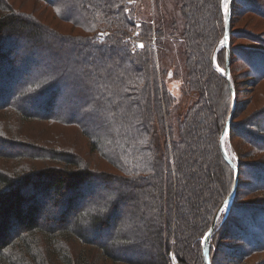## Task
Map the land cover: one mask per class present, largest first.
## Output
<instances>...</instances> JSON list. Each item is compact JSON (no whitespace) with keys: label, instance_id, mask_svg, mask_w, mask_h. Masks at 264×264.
<instances>
[{"label":"trees","instance_id":"trees-1","mask_svg":"<svg viewBox=\"0 0 264 264\" xmlns=\"http://www.w3.org/2000/svg\"><path fill=\"white\" fill-rule=\"evenodd\" d=\"M39 1L77 32L0 0V111L74 127L96 157L92 163L74 145L24 141L0 123V149L14 150L0 152V264H94L99 253L111 264H204L202 239L234 179L219 148L232 108L225 48L217 47L221 0H175L183 68L173 67L183 93L193 94L183 114L163 81L173 52L165 28L178 30L172 17L145 16L138 0ZM248 10L264 18V0H231L235 108L227 144L238 180L210 238L209 264L222 253L225 264H246L247 255L264 251V112L233 122L238 75L264 78V33L233 30ZM52 196L58 227L38 221Z\"/></svg>","mask_w":264,"mask_h":264},{"label":"rangeland","instance_id":"rangeland-1","mask_svg":"<svg viewBox=\"0 0 264 264\" xmlns=\"http://www.w3.org/2000/svg\"><path fill=\"white\" fill-rule=\"evenodd\" d=\"M15 6H19L22 8V10L25 11H33L40 20H44L46 24L51 25L52 27H55L59 31L62 32H74L76 33L77 30L73 29L69 24L62 22L61 20L57 19L51 10L40 3L39 0H11ZM256 1V0H255ZM37 5V8L34 9V7ZM176 2L175 0H138L136 2V8L138 11L143 13L145 16L153 14L155 17L160 18L159 13L162 14V16L166 17L165 22H168L171 20V17L176 21L178 30L173 33L172 29L165 28L166 38H165V44L168 45L167 48H171V51H173L171 54L167 55L166 60L170 65L168 66L167 72L164 76V85L168 92L175 98L176 100V113L183 114L185 111L189 108L190 104L193 101V94L185 95L183 93L182 89V76L177 74L175 75V66L173 67V64H177V66L182 69V56H181V50H182V41L179 37V12L176 8ZM223 8V6H222ZM224 10V8H223ZM150 13H147V12ZM147 14V15H146ZM233 30L241 31L242 29H247L249 31L253 30L254 33L262 34L264 33V18H261L260 16H257L252 11L248 10L246 14L238 15L236 19L233 21ZM169 26V25H168ZM222 39V38H221ZM221 42V40H220ZM218 43V45L220 44ZM236 43H240L242 41H236ZM16 45V49L21 50L22 45L19 44V42ZM220 48V47H218ZM39 54V53H38ZM19 62V61H18ZM165 62V61H164ZM16 63V62H15ZM29 68L32 67L31 64H28ZM236 66V65H235ZM239 68H236L235 74L240 73ZM31 73V69H27L24 74ZM243 74H247L246 71ZM241 74L237 77V86H238V101H239V107L237 110L238 116H233V122L238 123L241 121H245L249 118L257 117L258 115H261L262 112H264V78L260 79L258 81H245L246 75ZM5 103V102H4ZM242 103V104H240ZM27 109V108H26ZM256 119V118H255ZM0 123L4 125L7 132H13L15 134H12L14 136L19 135L24 139V141H28L30 143H37L39 146H70L74 145L76 149L86 158L90 159L92 163L95 162L96 155L89 153V148L87 146V140L85 137L81 136L77 130L74 127H66L58 124H49L46 121L42 120H28L22 119V116H16V114H13L9 111H0ZM0 124V127H3ZM3 127V128H4ZM4 128V129H5ZM19 136H17L19 139ZM228 138L226 139V147L227 151L232 155L233 159L234 155L231 152L228 144H227ZM6 148L0 149V152L6 153L9 151V154H11L13 149L9 146H5ZM224 150L226 152V149L224 147ZM242 152L245 150H248V147H243L241 149ZM1 158V157H0ZM244 161L247 159H243ZM4 164H6L4 162ZM7 167H4V169L10 170L12 167V163L10 161H7ZM10 165V166H9ZM35 165L40 166L42 165L41 162L35 163ZM3 166V161L0 160V167ZM98 166H103L102 163H99ZM11 167V168H10ZM12 171V170H10ZM91 189V188H90ZM258 192H256L253 195L245 196L244 199L248 200V198H254L255 195L257 196ZM260 197L264 198V192L262 194H259ZM52 199H45V206L44 211L41 212L39 216V223H47L48 225H52L53 227H58L54 223L55 217H61L59 212V206H56L54 203V197H51ZM224 211L220 213L223 214ZM74 212H70L65 216V220L68 222L73 218ZM66 227V226H65ZM109 235H107L108 237ZM227 242L229 240H226ZM227 242H225L227 244ZM230 242V241H229ZM91 251H94L98 254V250H93L94 248H91ZM107 249V248H106ZM112 254H116V250L113 247H108L107 249ZM115 250V251H114ZM98 254V260L94 262V264H111L109 262H105V260L99 256ZM227 258V257H226ZM246 264H257L259 262H262L264 260V251H260L257 253L249 254L245 257ZM218 261L219 264H225L226 259L224 253L218 255ZM228 263H231L227 261Z\"/></svg>","mask_w":264,"mask_h":264},{"label":"water","instance_id":"water-1","mask_svg":"<svg viewBox=\"0 0 264 264\" xmlns=\"http://www.w3.org/2000/svg\"><path fill=\"white\" fill-rule=\"evenodd\" d=\"M230 9H231V0H229V4H228V10L227 13L225 12L224 9V34L222 36L221 42L217 47L220 48H225V62H224V69H223V76L224 78L227 80L228 82V86L231 92V97H232V108H231V112L229 114V116L226 119L225 122V126L224 129L222 130V132L220 133L219 136V148H220V152L222 155V158L225 160V162L232 168V170L234 171V179H233V184H232V188L230 190V193L228 194V196L226 197V199L222 202V204L220 205L219 209L217 210L212 223L210 225V228L208 229V231L206 232V234L204 235L203 239H202V243H201V247H202V256H203V261L204 264H209L208 261V249H209V241L210 238L216 228V224H217V220L220 216V213L222 212L221 209H223L224 211V215L227 214L228 212V208L234 198V194H235V190H236V186H237V180H238V167L237 165L234 163V161L228 156V154L225 152L224 150V139L228 137V128H229V124L234 112V108H235V94L234 91L232 89V86L230 84V70H229V21H230Z\"/></svg>","mask_w":264,"mask_h":264},{"label":"snow or ice","instance_id":"snow-or-ice-1","mask_svg":"<svg viewBox=\"0 0 264 264\" xmlns=\"http://www.w3.org/2000/svg\"><path fill=\"white\" fill-rule=\"evenodd\" d=\"M222 6L225 9V12L227 13L228 10V4H229V0H221ZM103 35V34H101ZM138 35V34H137ZM138 47H143V45H137ZM221 211H223V209H221Z\"/></svg>","mask_w":264,"mask_h":264},{"label":"bare ground","instance_id":"bare-ground-1","mask_svg":"<svg viewBox=\"0 0 264 264\" xmlns=\"http://www.w3.org/2000/svg\"><path fill=\"white\" fill-rule=\"evenodd\" d=\"M224 147H225V149H226V153L228 154V156L234 161V159H233V157H232V155L227 151V147H226V138L224 139ZM235 163V162H234Z\"/></svg>","mask_w":264,"mask_h":264}]
</instances>
